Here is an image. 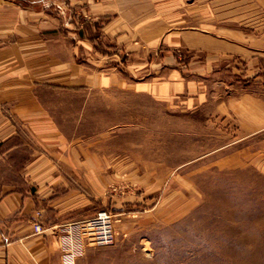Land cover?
I'll return each mask as SVG.
<instances>
[{
    "label": "crops",
    "instance_id": "obj_1",
    "mask_svg": "<svg viewBox=\"0 0 264 264\" xmlns=\"http://www.w3.org/2000/svg\"><path fill=\"white\" fill-rule=\"evenodd\" d=\"M262 72L264 0H0V264H102L112 247L90 241L87 221L129 202L106 193L124 162L102 157L100 131L69 132L93 93L194 112L215 80ZM228 97L229 114L257 100ZM263 112L241 126L256 133Z\"/></svg>",
    "mask_w": 264,
    "mask_h": 264
},
{
    "label": "rangeland",
    "instance_id": "obj_2",
    "mask_svg": "<svg viewBox=\"0 0 264 264\" xmlns=\"http://www.w3.org/2000/svg\"><path fill=\"white\" fill-rule=\"evenodd\" d=\"M243 75H227L230 86L215 80L204 110L114 89L93 93L86 116L70 119L71 135L78 123L87 135L100 131L102 157L128 162L106 189L129 202L102 208L113 212L115 232L102 264H264V126L249 134L238 118L247 124L257 105L264 110V72ZM246 93L257 100L237 113L221 107Z\"/></svg>",
    "mask_w": 264,
    "mask_h": 264
},
{
    "label": "built area",
    "instance_id": "obj_3",
    "mask_svg": "<svg viewBox=\"0 0 264 264\" xmlns=\"http://www.w3.org/2000/svg\"><path fill=\"white\" fill-rule=\"evenodd\" d=\"M114 214L108 209L99 210L88 221V236L90 241L97 246L112 245L115 242V232L113 230ZM43 225L35 223V231L42 232Z\"/></svg>",
    "mask_w": 264,
    "mask_h": 264
}]
</instances>
